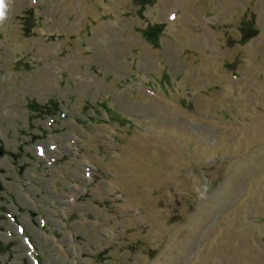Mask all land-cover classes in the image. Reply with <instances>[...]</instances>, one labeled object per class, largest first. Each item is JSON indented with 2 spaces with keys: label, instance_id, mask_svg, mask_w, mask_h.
I'll list each match as a JSON object with an SVG mask.
<instances>
[{
  "label": "rangeland",
  "instance_id": "1",
  "mask_svg": "<svg viewBox=\"0 0 264 264\" xmlns=\"http://www.w3.org/2000/svg\"><path fill=\"white\" fill-rule=\"evenodd\" d=\"M147 2L5 0L0 264H264V0Z\"/></svg>",
  "mask_w": 264,
  "mask_h": 264
},
{
  "label": "trees",
  "instance_id": "2",
  "mask_svg": "<svg viewBox=\"0 0 264 264\" xmlns=\"http://www.w3.org/2000/svg\"><path fill=\"white\" fill-rule=\"evenodd\" d=\"M141 2V4H147L149 2H147L148 0H139ZM242 28L244 29V31H251L253 34L256 33V31L253 29V27L251 26L250 23H246L245 21H242ZM245 28L247 30H245ZM27 32H31L30 29H27ZM161 32V27L160 25H153V26H149L147 29H145L143 31V34L145 36V38H147L153 45H159V40H158V35Z\"/></svg>",
  "mask_w": 264,
  "mask_h": 264
},
{
  "label": "clouds",
  "instance_id": "3",
  "mask_svg": "<svg viewBox=\"0 0 264 264\" xmlns=\"http://www.w3.org/2000/svg\"><path fill=\"white\" fill-rule=\"evenodd\" d=\"M5 8H6L5 0H0V23H3V21L6 18ZM198 195L200 196V198H204L205 193L204 192H198Z\"/></svg>",
  "mask_w": 264,
  "mask_h": 264
},
{
  "label": "water",
  "instance_id": "4",
  "mask_svg": "<svg viewBox=\"0 0 264 264\" xmlns=\"http://www.w3.org/2000/svg\"><path fill=\"white\" fill-rule=\"evenodd\" d=\"M2 188V183H1V181H0V189Z\"/></svg>",
  "mask_w": 264,
  "mask_h": 264
}]
</instances>
